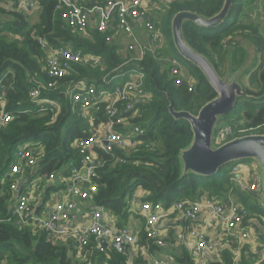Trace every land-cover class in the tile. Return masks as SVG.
<instances>
[{
	"label": "trees",
	"instance_id": "16d2710c",
	"mask_svg": "<svg viewBox=\"0 0 264 264\" xmlns=\"http://www.w3.org/2000/svg\"><path fill=\"white\" fill-rule=\"evenodd\" d=\"M223 1H166L159 28L162 44L163 41L170 43L173 53L170 22L174 14L189 11L210 18L220 11ZM107 2L96 0L91 6H104ZM36 5L37 10L33 14L37 19L33 23L32 13L25 15L6 11L0 6V98L4 111L12 117L8 124L0 126V264L127 263L126 255L112 251L91 252V247L78 251L70 242L50 238L36 221L39 210L20 221L13 214L15 198L11 185L15 181L21 185L22 180L10 173V166L17 164L16 151L26 145L35 155L37 165L33 169H26L23 179L30 174L32 179L39 177L42 179L41 189H44L45 180L50 175L56 177L63 170L67 175L68 165L79 162L74 142L90 133L88 117H93L94 125H97L105 121V115L104 106L100 105V110L90 109L87 118H83L80 107H73L66 92L80 84L101 88L118 67L136 68L145 75L147 97L135 106L134 111L139 113V117L133 122L145 129L142 139L146 146L128 156L118 152L125 163L110 164L98 173L97 191L91 198V205L119 216V224L123 226L125 220L122 217L127 216L129 200L137 190L144 193L142 201L151 204H168L176 200L195 202L201 199L226 203L230 194L237 197V203L248 209L249 218L264 221V210L259 205L261 192H239L232 182L229 165L209 177L182 173L179 153L189 145L192 133L187 121L171 116L168 105L171 101L175 111L196 115L204 104L216 96L197 67L182 58L179 60L166 55L161 52L162 46L153 52H146L142 59H135L136 55L125 58L120 53L118 41L107 40L114 36L112 31L103 34L96 29H88L84 34L78 33L65 25L61 11L56 8L58 0H36ZM240 15V0H233L230 13L220 25L210 29L192 22L183 25L188 45L206 57L220 76L223 67L225 72L243 71L240 83L245 95L229 114L221 118L222 123L215 132L217 144L227 141V136L232 139L250 134L264 135V41L259 36L257 26L244 22ZM164 23L163 28L161 25ZM42 43L47 49L43 48ZM245 45L253 48V57L247 68L242 70L241 63L247 56ZM49 48H64L85 57L97 56L100 61L72 64L68 74L56 86L48 88L45 63ZM165 56L169 62L180 63L184 73L180 84H175V79L170 77V63L164 64ZM189 81L192 82L191 91L188 90ZM35 82L43 87L40 88L39 98L33 100L29 94L36 86ZM221 130L224 132L220 137L218 134ZM244 177L251 182L247 174ZM141 237L144 238L143 234ZM231 259V249H226L222 251L220 259L209 264H229ZM183 262L192 264L189 258ZM244 264H251L250 259L245 260Z\"/></svg>",
	"mask_w": 264,
	"mask_h": 264
},
{
	"label": "built area",
	"instance_id": "2783aa9c",
	"mask_svg": "<svg viewBox=\"0 0 264 264\" xmlns=\"http://www.w3.org/2000/svg\"><path fill=\"white\" fill-rule=\"evenodd\" d=\"M149 1L151 0H117L109 2L105 7L95 5L87 8L79 6L74 0H58L56 8L61 11L65 25L83 34L89 29L91 16L97 14L95 29L105 34L115 28L117 32L128 38L126 50L136 55L135 59H142L146 52H153L157 48L160 40L158 30H154L155 25L146 18V3ZM166 1L174 2V0ZM26 8H37L36 1L18 0L16 8L9 6L7 10L20 13ZM114 18L115 23H113ZM134 23L148 32L149 38L146 42L138 36ZM107 40L109 41L110 38L108 37ZM42 46L47 49L45 43H42ZM48 52L45 63L46 75L49 78L48 88L56 86L57 82L68 74L72 64L100 61L98 57H85L79 52L73 53L64 48H49ZM171 63L174 64L171 67L172 74L176 77L175 84H180L179 75L183 77L184 73L179 64L175 61ZM121 68L118 67L116 73L104 81L101 88L80 84L77 88L70 87L66 92L73 107L79 106L85 118L90 109L100 110V105H103L105 121L94 125V118L88 117L89 135L74 142L79 162L68 165V174L59 180L61 190L56 191L48 213L44 218L36 219L37 223L50 238L70 242L78 251L91 247V252L112 251L127 255L129 249L138 244L139 235L143 234L150 264H187L183 262L186 258L195 262L191 261L192 264H204L200 261V256L204 249L211 250L212 244L205 240V231L199 230L196 222L199 214L206 212V227H212L215 223L225 230L227 237L225 244L229 250L231 249V254L234 253L229 264H244L248 258L251 264H264V221L258 222L257 218H254L260 227L257 231L252 223L253 219L249 218L248 209L233 201L234 197L230 194L226 203L201 199L195 202L176 200L168 204L143 202L142 195L133 194L130 202L139 207L144 222L140 232L130 227L113 229L102 221L101 211L91 205V198L97 191L98 173L110 164L125 163V159L119 157L118 152L128 156L131 152L146 146L142 139L145 129L133 122L139 117V113L134 111L135 106L147 97L144 90L145 75L136 68ZM116 79L124 81L116 84ZM188 84V90L191 91L192 82L189 81ZM35 85L29 94L33 100L39 98L40 88L43 87L39 82H35ZM45 102L47 101H42ZM53 107L56 108V105ZM11 120L12 117L4 111L3 100L0 98V126L8 124ZM223 132L224 130H221L218 135L221 137ZM15 156L17 164L10 166V173L22 180V183L19 185V181H15L11 185L15 198L13 214L23 222L26 216L34 214L33 207L39 199L38 192L41 190L42 179L39 177L32 179V174L23 179L25 170L33 169L37 165L35 155L26 145L18 148ZM238 170L235 168L231 174L232 182L239 192L254 194L261 192L257 178L247 182L245 173H238ZM56 183L57 180L53 175L45 180V184L51 186H55ZM79 205L83 206V211ZM179 213L183 214L188 224L189 235L192 240L195 239L194 244L188 246L185 256L173 254H167L162 258L151 256L154 248L166 246L158 228L159 223ZM82 218H88V225L85 228L79 226ZM31 219L34 220V217ZM244 224H246L245 231L239 230L238 227ZM102 241H105V246ZM221 253L214 261L221 258Z\"/></svg>",
	"mask_w": 264,
	"mask_h": 264
},
{
	"label": "water",
	"instance_id": "95a60500",
	"mask_svg": "<svg viewBox=\"0 0 264 264\" xmlns=\"http://www.w3.org/2000/svg\"><path fill=\"white\" fill-rule=\"evenodd\" d=\"M233 0H224L220 11L205 18L189 11L173 15L170 22L171 41L178 56L197 67L216 96L204 104L196 115L187 111H175L169 101L168 111L174 119L189 123L192 139L179 153L182 173L209 177L217 174L223 167L232 163L253 160L258 164L261 185V198L264 199V135L250 134L236 138L227 136V141L217 144L215 132L217 122L229 114L239 99L244 97L242 84L238 81L240 73L220 76L210 61L194 51L186 42L183 25L192 22L205 29L214 28L225 21L230 13ZM105 246V241H102Z\"/></svg>",
	"mask_w": 264,
	"mask_h": 264
},
{
	"label": "crops",
	"instance_id": "0c3cea01",
	"mask_svg": "<svg viewBox=\"0 0 264 264\" xmlns=\"http://www.w3.org/2000/svg\"><path fill=\"white\" fill-rule=\"evenodd\" d=\"M36 0H30V2H33ZM111 1H117V0H108L106 5L111 2ZM18 0H0V6L3 7L4 9L7 10L9 6L12 8H16ZM76 4L80 3L83 4L84 6H91L96 3V0H74ZM95 2V3H93ZM162 4V3H159ZM79 5V4H78ZM101 6V7H105ZM240 5H241V15L240 18H243L244 22L248 23H253L257 26L259 36L262 37L264 41V0H240ZM81 6V5H80ZM154 4L152 1H149L146 3V18L153 22L155 21L154 17L150 14L149 9L153 8ZM164 9V7H163ZM37 8L35 9H30L26 8L25 10L22 11L23 14L29 15L33 14ZM8 11V10H7ZM21 12V11H20ZM246 14V17H243ZM251 15V16H250ZM96 22H97V14H94L90 18V26L89 29H95L96 27ZM153 24V23H152ZM134 26L137 28L135 31L137 32L138 36L142 37V41L146 42L149 38V34L146 31H143L140 26H138L137 23H134ZM160 28V24L158 25ZM109 31H112L114 33V36L112 39H117L116 36H118L120 39V45H127L129 42L128 38H126L124 35L121 33L117 32V30L110 29ZM147 37L146 40L144 38ZM238 41H240V38H237ZM114 41V40H113ZM124 42V43H123ZM161 46L163 47L161 38L157 44V47ZM246 51H247V56L244 57L243 62L241 63L240 69L244 70L247 68L248 63H251V58L253 57V48L250 45H245L244 46ZM126 50V46H125ZM125 50L121 47V54H124ZM127 54H130L134 56L133 53H130L126 50ZM252 53V54H251ZM97 57V56H93ZM99 58V57H98ZM127 58V56L125 57ZM132 58V57H129ZM171 60V59H170ZM227 64L229 63L228 60L226 62ZM221 71L223 74L221 76H232L234 73L239 72L242 74L243 71L241 70H236L235 72L228 71L224 67L221 68ZM116 84L122 83L124 80L123 79H116ZM235 168H238V173H241L245 170L244 167L242 166H236ZM64 171L58 173L56 175V180L57 183L55 186H51L46 184V187L44 189H41L39 193V199L35 203L34 211L39 210V214L37 215L38 218H44L46 214L48 213V210L50 206L54 202V195L56 191L61 190L60 189V178L64 176ZM232 173V172H231ZM134 194L142 195L144 197V193L141 190H137ZM234 198L232 199L233 201L237 202V197L233 196ZM89 205V204H88ZM81 210L83 211V206L79 205ZM127 216H121L125 221V224L123 226H120V222L117 215H113L110 212H104L103 210L100 212L101 213V218L102 221L109 227L115 229V228H121V227H130L133 228L137 231H141L143 228L144 222L143 218L139 213V207L135 204H132L129 200V205L127 207ZM206 212L200 213L198 218H197V228L199 230H204L205 231V240L212 244V249H204L202 251V254L200 256V261H202L204 264H208L209 262L214 261L220 252L228 249V246L225 244V240L227 239L225 235V230L223 227L219 224H213L212 227H206ZM252 223L254 224V227L256 228L257 231L260 230V227L257 224V221L253 218ZM88 225V218H82L79 222L80 228H85ZM245 225L244 224L242 227H238V229H242L245 231ZM160 232H161V237L163 240L166 242V246L164 248H154L152 250L151 256H155L157 258H162L167 254H173L175 256H185V251L187 250L188 246L190 244H194L195 239L192 240V238L189 235L188 231V224L183 216V214H175L174 216L170 217L169 219L162 220L159 223L158 226ZM235 241H237L235 239ZM234 253H232L233 255ZM127 256V263L126 264H150V258L148 257L149 255L146 253V240L145 236L144 238L141 237V234L139 235L138 239V244L134 246L133 248L129 249V253L126 255ZM191 260V259H190ZM192 261V260H191ZM194 262V261H192ZM195 263V262H194Z\"/></svg>",
	"mask_w": 264,
	"mask_h": 264
},
{
	"label": "rangeland",
	"instance_id": "374dc122",
	"mask_svg": "<svg viewBox=\"0 0 264 264\" xmlns=\"http://www.w3.org/2000/svg\"><path fill=\"white\" fill-rule=\"evenodd\" d=\"M152 3L154 4V7L153 8H150L149 11H150V14L154 17L155 21H153L152 23L155 25V28L154 30H158L159 31V27L158 25L160 24V20H161V17L165 14V9H163V6L166 4V0H151ZM159 3H162V4H159ZM147 12V11H146ZM145 12V13H146ZM37 19V16L36 14L34 13L33 16H32V20H31V23L35 22ZM165 26V23L164 25L162 24L161 27L164 28ZM143 31H145L143 29ZM146 32V31H145ZM117 39H112L113 40H117L118 41V44L120 45V38L118 36H116ZM147 37L144 38V40H146ZM124 43V42H123ZM124 50H125V45H120ZM173 46V44H172ZM171 44L166 42V41H163V48L161 49V52H164L166 55L170 56L171 58L173 57H176L177 59L180 60V57H178V54L177 52L175 51L174 47V51L173 53H171ZM172 48V47H171ZM124 54V57H126L127 55L130 56V57H133L132 55L130 54H127L126 50L125 52H123ZM252 54V53H251ZM167 57V56H165ZM125 59V58H124ZM177 61V60H176ZM178 62V61H177ZM167 63H170V70H169V73H170V77L171 78H174L176 79V77L172 74V67L174 64H172L171 62L168 61V57L167 59H165L164 61V64H167ZM179 63V62H178ZM180 64V63H179ZM176 66V65H175ZM178 66V65H177ZM221 74H223V72H221ZM180 79L182 78L181 75H179ZM238 81L240 82V77H238ZM83 118H85L84 116H82ZM222 121H221V118L218 120L217 122V125L221 124ZM86 132L84 131L83 134H85ZM243 163V164H242ZM227 166V165H226ZM236 166H242L245 168V170L242 172V173H245L247 174V178L249 180H252L253 178H257L260 182V178H259V169H258V164L256 162H254L253 160H248V161H244V162H241V163H232V164H229L228 168L231 170V172L235 171V167ZM223 169H225V167H223ZM222 169V170H223ZM234 188V187H233ZM262 201L260 202V208L264 210V199H261Z\"/></svg>",
	"mask_w": 264,
	"mask_h": 264
}]
</instances>
